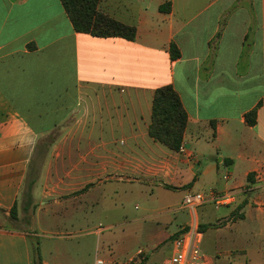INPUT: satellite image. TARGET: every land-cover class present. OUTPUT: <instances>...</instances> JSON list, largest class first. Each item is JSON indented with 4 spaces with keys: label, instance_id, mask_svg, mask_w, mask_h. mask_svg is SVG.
Returning a JSON list of instances; mask_svg holds the SVG:
<instances>
[{
    "label": "crops",
    "instance_id": "crops-1",
    "mask_svg": "<svg viewBox=\"0 0 264 264\" xmlns=\"http://www.w3.org/2000/svg\"><path fill=\"white\" fill-rule=\"evenodd\" d=\"M164 3L168 10H159ZM97 8L135 27V38L75 31L60 0H0L2 219L13 206L10 218H21L19 197L33 174L32 203L23 207L33 211L29 230L0 224V264H37L38 256L50 264L33 239L34 218L50 227L53 212L78 210L88 224L103 212L121 216L117 223L138 229L152 259L193 223L183 196L209 190L238 195L195 210L206 264L223 246L230 264H264L253 246L264 240V0H99ZM164 85L187 113L183 152L148 132ZM135 199L142 206L128 211ZM98 233L91 224L82 237ZM156 262L145 255V264Z\"/></svg>",
    "mask_w": 264,
    "mask_h": 264
},
{
    "label": "rangeland",
    "instance_id": "rangeland-1",
    "mask_svg": "<svg viewBox=\"0 0 264 264\" xmlns=\"http://www.w3.org/2000/svg\"><path fill=\"white\" fill-rule=\"evenodd\" d=\"M44 142H40L41 145L38 146V161L36 163L39 167V159L43 156L45 150L47 149ZM39 169V168H37ZM32 175H29L25 182V186L19 197V209L17 212L20 214L19 220H14L8 217L7 219H2L0 216V224L18 227L21 229L29 230V223L32 216L31 207L24 210V204L26 202V193L30 184ZM35 177V176H34ZM29 182V183H28ZM37 195L36 198L39 200L40 191L42 190L41 184L37 183L36 186ZM39 193V195H38ZM142 199H135L129 201L125 204V207L129 209L128 211L136 212L135 206L139 209L142 206ZM31 206V205H30ZM73 217L66 218L63 217V213L53 212L52 215L56 217L50 224V227H46L45 223L39 219L36 222L34 218L35 226V240L39 241L44 245V257L49 261L50 264H91V261H95L96 258L102 259L106 262H111L112 264H120L133 258L138 250H142L144 255L149 256L150 262L160 261L163 258L171 255L173 251V244L168 243L161 245L157 250H155L154 257L151 259L150 255L152 251L148 248V243L143 238H138V229L135 227L126 228L123 224H118L117 219L121 216H110V213L103 212L100 215L96 214L92 217V221L85 222L80 216L78 210L73 212ZM43 214V212H42ZM82 214V212H81ZM56 219V220H55ZM48 223L46 225H48ZM97 228L100 225L103 226L101 233H98L97 237L90 239L89 241L86 237H82L84 232L87 231L88 225ZM137 232V236L132 238V235ZM94 240V244H89ZM35 246H37L36 241ZM224 243V242H223ZM34 244L32 245L33 255L35 251ZM203 246V245H202ZM253 246L256 251L264 256V240H255ZM225 246H223L217 255L213 254V264H230L233 260V256L224 254L222 251ZM45 250H48L46 253ZM213 245L210 253H213ZM50 251V253H49ZM130 257V258H128Z\"/></svg>",
    "mask_w": 264,
    "mask_h": 264
},
{
    "label": "trees",
    "instance_id": "trees-1",
    "mask_svg": "<svg viewBox=\"0 0 264 264\" xmlns=\"http://www.w3.org/2000/svg\"><path fill=\"white\" fill-rule=\"evenodd\" d=\"M77 32L89 33L94 36H120L128 40L135 38V27L123 24L98 10L99 0H60ZM169 3L159 6V10H168ZM172 60L180 57V51L174 43L169 46ZM245 122L253 125L256 119V109L244 114ZM187 123V113L180 101L179 95L171 85L157 88L152 98L151 117L148 125L149 135L156 141L173 150H178ZM32 183L26 193V202L32 203ZM10 217H16V208L10 210ZM37 264L40 258L37 257Z\"/></svg>",
    "mask_w": 264,
    "mask_h": 264
},
{
    "label": "built area",
    "instance_id": "built-area-1",
    "mask_svg": "<svg viewBox=\"0 0 264 264\" xmlns=\"http://www.w3.org/2000/svg\"><path fill=\"white\" fill-rule=\"evenodd\" d=\"M178 151H184L182 142ZM237 195L238 192L234 190L226 192L209 190L208 193H186L182 198L180 208L188 210L193 215V223L181 228L180 233L173 240V251L171 255L154 264H206L205 254L201 246L202 234L195 219V210L208 202L212 203L215 207L228 206L236 201ZM102 230L103 226L99 224L97 232H101ZM95 264L106 263L104 260L96 258ZM125 264H145L143 251H138Z\"/></svg>",
    "mask_w": 264,
    "mask_h": 264
}]
</instances>
